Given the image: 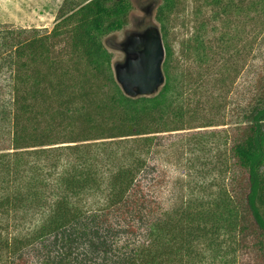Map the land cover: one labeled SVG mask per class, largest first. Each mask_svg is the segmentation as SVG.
<instances>
[{"label":"trees","instance_id":"16d2710c","mask_svg":"<svg viewBox=\"0 0 264 264\" xmlns=\"http://www.w3.org/2000/svg\"><path fill=\"white\" fill-rule=\"evenodd\" d=\"M195 2L201 14L183 18L188 31L176 54L169 35L185 0H159L164 84L147 96L124 94L104 43L128 24L130 0H62L54 27L41 35L0 23V76L9 74L0 91L7 88L12 107L0 98L12 130V152L0 154V210L26 205L40 215L27 236L0 234V264H247L242 254L251 245L264 253V88L240 110L237 136L224 138L225 154L215 145L217 131L209 132L215 153L205 163L222 183L212 179L199 186L201 194L161 209L136 178L151 150L157 157L163 135L193 137L227 125L244 17L263 32L264 0ZM110 141L136 145L109 178L105 203L85 208L74 197L96 189V161L79 149L100 143L104 150ZM59 146L73 154L67 170L47 161L45 153ZM37 155L38 171L26 170L22 158Z\"/></svg>","mask_w":264,"mask_h":264},{"label":"rangeland","instance_id":"374dc122","mask_svg":"<svg viewBox=\"0 0 264 264\" xmlns=\"http://www.w3.org/2000/svg\"><path fill=\"white\" fill-rule=\"evenodd\" d=\"M61 2L62 0H0V23L18 28H36L40 35L48 33L56 23V13ZM130 2L132 9L128 24L123 29L104 38L105 46L111 54L113 73L115 66L125 63L127 54L124 47L132 34L144 33L150 27H155L159 31L161 28L160 23L155 18L159 0H130ZM195 8H197L195 0H185L184 5L181 7V10L184 11L181 17H173L169 37L176 54H178L181 47V38L188 31V27L186 29L180 25L183 18L186 20L194 16L193 13L197 11ZM202 11L209 14V10L202 9ZM197 13L200 12L197 11ZM253 15V13H248V17ZM244 20L247 23H243L239 34L242 49L240 59H237L234 64L236 67L231 69L233 75H236V80L231 86L228 97V111L224 118L227 125L199 129L200 134H194L193 137L187 133L177 134L176 132L163 135L157 157H154L153 150H151L146 158L149 166L139 176H136L143 189L148 192V189L151 188L152 196H157L161 209H167L172 204L180 202L190 195L201 194L203 191L200 190L199 186L207 187L212 179H215L216 184L222 183L223 178L220 179L218 173H213L209 169L212 165H206L205 163L215 153V151L211 152L213 145L211 138H209V132L212 130L217 131L214 136L216 139L215 145L220 147L219 152L221 154H225L227 145H224L223 141L226 139L230 143V140L237 136V119L240 110L264 88V29L263 32L259 33L257 30H260L262 26L259 25L258 21H250L246 17H244ZM8 82L9 74L6 70H3L0 76V89L3 88L4 83L7 84ZM0 98H2L1 101L7 104L9 109H12L7 88L4 92L0 91ZM6 118V116L2 117L0 114V154L12 152L8 149L11 147L12 130L9 120ZM222 128H226L228 131L227 136H224L226 133L221 132ZM76 130L74 128V131ZM200 138H202L201 142H198L197 140ZM107 143L104 150L101 145H98L100 143H92L90 148L81 145L82 147L79 149V155L89 158L88 161H96L95 172L91 173L97 178L96 189L74 197L79 202L78 204L85 208L93 209L105 203L109 192L107 186L109 178L117 167L130 161L128 150L136 145V143L130 141L117 144L111 141ZM198 144H200L199 147ZM60 148L62 147L59 146L57 149L45 153V155L49 159L47 160L48 163L52 161H58L60 165L64 163V170H67L71 165L70 162L74 160L73 154L70 150H60ZM58 155L59 157L56 158ZM42 159L43 155L27 156L22 158L21 163L26 160V164H29L25 166L26 170H31L30 168L37 169L38 165L34 164H38V162L41 164ZM34 161L36 162L34 163ZM216 166V169L219 170L220 165ZM232 168L237 176L241 174L238 172L239 168L236 165ZM37 171L38 169L35 172ZM31 173L29 171V174ZM2 179L3 177H0V181ZM216 186H212V190ZM39 216L35 213V210H28L26 205L19 210H0V234L10 238L27 236L37 225ZM242 261L247 264H264V253L251 245L250 248L246 249V253L242 254Z\"/></svg>","mask_w":264,"mask_h":264},{"label":"water","instance_id":"95a60500","mask_svg":"<svg viewBox=\"0 0 264 264\" xmlns=\"http://www.w3.org/2000/svg\"><path fill=\"white\" fill-rule=\"evenodd\" d=\"M127 58L115 66V80L128 97L147 96L164 84L162 63L165 57L160 31L155 27L132 34L124 47Z\"/></svg>","mask_w":264,"mask_h":264}]
</instances>
